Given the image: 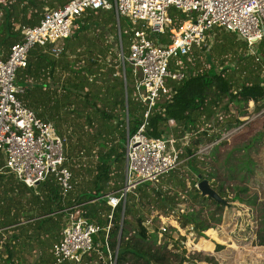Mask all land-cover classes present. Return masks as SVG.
Wrapping results in <instances>:
<instances>
[{
	"label": "trees",
	"instance_id": "16d2710c",
	"mask_svg": "<svg viewBox=\"0 0 264 264\" xmlns=\"http://www.w3.org/2000/svg\"><path fill=\"white\" fill-rule=\"evenodd\" d=\"M52 1L5 0L0 3L2 58L6 57L10 45L20 39L22 25L36 24L45 5L52 8L67 0H57V5ZM173 9L168 10V15L173 19V25L178 26L185 16L170 15ZM118 22L121 49L125 54L120 18ZM115 26L113 9H88L76 17L68 37L45 45H33L28 51L26 65L15 71V83L23 90L16 94L17 98L24 106L31 108L37 117L50 121L57 133L64 137V164L71 172L72 190L77 186V182L81 189L71 200L69 195L72 190L62 198L59 186L51 174L35 188H31L19 181L10 171L1 168L0 264H27L26 253H34L33 264H50L51 245L58 240L65 220L64 213L58 211L74 203H80L81 213L101 226L106 220H101L99 214L105 213L101 214L105 218L111 213L107 244L111 250L116 249V264H126L131 259L134 264H167L169 260L164 245L144 246L147 241L155 244L156 232L147 231L143 225L145 216L142 214L134 217L137 239L134 245L129 244L125 225L128 224L127 216L132 213L133 197L136 194H139L140 199L150 197L154 200L157 197L163 201L165 207H170L180 202L178 191H185L196 201L205 202L217 210V216L210 213V217L214 223L220 221V211L225 204L201 196L194 185L197 180L186 190L182 180L170 179L168 181L180 190L163 195L160 189L158 191L149 187V182L143 181L135 185L134 194L128 195L126 192L123 204L120 201L114 208L106 204L107 194L122 188L121 181L117 180L118 172L116 171L115 176L111 168L123 164V140L127 132H135L142 122L145 109L144 103L129 96L130 71L125 67L123 79L119 48L114 52L113 45L107 41V35L104 33L96 34L93 31L95 38L86 35L87 31L100 27H106L109 34L116 35ZM127 32L128 30L125 34L126 43ZM96 39L102 41L101 45ZM158 40L167 41L163 37ZM207 43L210 44L209 48ZM257 51L262 53L264 60V34L257 43ZM201 56L204 57L205 64L200 65ZM252 57L246 42L235 33L219 27L208 30L205 45L193 48L187 55L180 57V69L185 77L171 83L172 93L169 100L158 101L150 109L145 127L147 135L165 134L168 119H172L175 124L174 136L177 142L183 135L188 134L186 131L194 130L197 134L202 123L212 117L215 104L228 113L229 119L225 122L228 129L241 122L238 116L246 115L249 101L254 104L253 111L258 112L264 107V79L259 75L261 63L258 64L259 60L253 57V64ZM238 78L241 80L234 88ZM131 88L133 89V83ZM231 103L234 105L235 117H231L232 113L227 110ZM220 136L221 134L210 136V141H216ZM177 142V147L183 146L178 153L179 160L182 157L185 163H190L195 169V176L200 174L194 164L197 149L193 148L201 143L200 135L189 137L183 145L180 141ZM74 152L77 155L94 157V161L85 167L88 171V187L83 186L82 173L79 170L74 171L71 166V163L77 164L81 169L82 162L73 157ZM2 162L0 161V166ZM200 175L208 179L210 186H213L208 175ZM213 188L225 199L226 194L221 186ZM244 190L239 188L233 198L242 200L238 194ZM249 202L253 203L252 200ZM178 221L181 227L192 226L200 235L203 230L213 226L201 218L200 211L181 214ZM262 227L264 228V225ZM93 243L94 248L85 252L78 264H104L97 253L94 240Z\"/></svg>",
	"mask_w": 264,
	"mask_h": 264
},
{
	"label": "built area",
	"instance_id": "2783aa9c",
	"mask_svg": "<svg viewBox=\"0 0 264 264\" xmlns=\"http://www.w3.org/2000/svg\"><path fill=\"white\" fill-rule=\"evenodd\" d=\"M170 8L186 15L178 26L173 25L168 15ZM88 9H113L117 24L121 17L130 21L127 52H122L119 39L118 56L123 79L124 69L128 67L134 93L145 104L142 122L135 132H127L123 140L125 184L107 194L106 200L114 208L120 201L124 203L127 190L135 186V179L154 184L179 163L174 136L166 133L149 136L145 127L150 109L159 100H169L171 83L185 77L180 69V57L205 45L206 32L219 27L245 41L248 52L259 60L257 43L264 34V0H67L44 9L36 24L22 25L20 39L10 45L5 58L0 56V153L3 158L0 169H7L31 188L51 174L62 198L72 190L71 172L64 164V137L50 121L37 117L17 98L16 94L23 90L15 83V71L26 65L33 45L68 37L76 17ZM157 35L167 41H159ZM172 121L168 119L167 123ZM179 141L185 144L188 135ZM58 212L64 213L65 220L58 240L51 245L50 264H78L81 256L94 248L93 236L101 232L106 250L102 253L97 249V253L104 264H116V249L111 250L107 244L111 213L101 226L81 213L80 203L64 206ZM180 212H183L181 207ZM143 225L148 232L155 230L160 243L167 230L164 221L153 226L148 218Z\"/></svg>",
	"mask_w": 264,
	"mask_h": 264
},
{
	"label": "rangeland",
	"instance_id": "374dc122",
	"mask_svg": "<svg viewBox=\"0 0 264 264\" xmlns=\"http://www.w3.org/2000/svg\"><path fill=\"white\" fill-rule=\"evenodd\" d=\"M52 2L57 5V0ZM48 7L50 6L45 5L43 10ZM173 14L182 15L183 13L173 9V13L170 15ZM183 15L186 16L185 14ZM120 21L121 36L124 38L123 50L127 52L125 34L126 30L130 29L131 23L127 18L122 17ZM115 28L116 35L109 34V29L106 27L89 30L86 35L89 38H95L93 31L96 34H106L107 41L113 45L112 50L117 52L120 39L118 38L119 22L117 24V20ZM157 37L159 39V35ZM96 40L101 45L102 41L100 39ZM207 46L209 48L210 44L207 43ZM258 55H260V59L257 62L262 65L259 75L263 80L264 60L262 53L258 52ZM252 61L254 64L255 60L253 57ZM201 64H205L203 56L200 57ZM126 69L130 70L128 67ZM240 80L241 78L237 79L234 88L238 86ZM128 83L130 98H137L131 88V76ZM253 107V102L249 101L246 106V115L238 116L241 122L228 129L225 127V122L229 119L227 117L228 113L220 105L215 104L212 117L206 119L197 131V134L200 135L201 143L193 147L197 149L194 160L195 168L201 172L200 174L208 175L213 186H221L226 194L227 205H224L220 211V221L214 223L210 217V213H213L216 217L217 210L215 211L211 205L205 202L196 201L191 194L185 191H178V200L180 202L170 207H165L163 201L157 197L154 200L150 197L140 199L139 194H136L133 197L132 213L127 216L128 224L125 225L129 244L134 245L137 239L135 233L137 226L134 217L142 214L145 216L143 222L149 218L153 226H158L163 221L167 226L160 243H157V240L155 244L151 241L144 242L145 247H153L155 245L162 247L164 245V250L167 251L166 255L169 259L167 264H264V228L262 227L264 225V107L258 112H254ZM227 110L232 113L231 117H235L236 112L232 103L229 104ZM135 116H138V111L135 112ZM217 117L220 119L217 120ZM174 125L173 121L168 122L166 134L174 136V133H176ZM63 133L65 134V131ZM186 133L189 135L188 138L197 135L194 130L186 131ZM217 134H221L220 138L216 141H210V136ZM178 148L180 150L183 146L181 147L180 145ZM73 157L77 161L82 162L81 169L77 164L71 163V166H73L74 171L79 170L82 173V178H80L84 181L83 186L88 187V171L85 167L94 161V157L77 155L76 152H74ZM180 159L174 169L163 174L156 183H149V187L158 191L160 189L162 195L165 193L173 194L180 189L173 186L168 180L178 178L184 182L185 189L189 190L192 183L196 180L198 181V174L195 176V169L192 165L185 163L182 157ZM0 161H3L1 153ZM111 170L115 176L116 171L118 172L117 180L121 181L120 185L123 187L125 184L124 163L117 165V167L114 166V168L112 166ZM134 187H130L127 190L128 195L130 193L134 194ZM239 188L245 189L238 194L242 200L233 198ZM79 189H81V185L77 182V186L73 187L69 195L70 200L75 198L74 195ZM148 192L150 194V190ZM249 200H252L253 203H250ZM180 207L183 212H180ZM191 211H200L201 218H204L206 222L208 221L213 226L203 230L201 235L197 231L190 229L189 226L181 227L178 218L181 217V214ZM101 214L105 213L102 212ZM101 214H99V218L104 220V216H101ZM93 240L96 243V249L104 253L106 247L103 244L102 233L94 235ZM25 257L27 264L34 263V253H26ZM126 264H134V262L131 259Z\"/></svg>",
	"mask_w": 264,
	"mask_h": 264
},
{
	"label": "water",
	"instance_id": "95a60500",
	"mask_svg": "<svg viewBox=\"0 0 264 264\" xmlns=\"http://www.w3.org/2000/svg\"><path fill=\"white\" fill-rule=\"evenodd\" d=\"M197 179H198V181L195 184V187L199 190V193H200L201 196H207V197L213 199L214 201H216L217 203H221V204L227 205L226 199L221 197L215 191V189H213L210 186L209 181L206 178H201V175L198 174L197 175ZM140 182H142V179L141 178H137V179L134 180L133 184L136 185V184H138ZM119 234H120V232H119Z\"/></svg>",
	"mask_w": 264,
	"mask_h": 264
},
{
	"label": "crops",
	"instance_id": "0c3cea01",
	"mask_svg": "<svg viewBox=\"0 0 264 264\" xmlns=\"http://www.w3.org/2000/svg\"><path fill=\"white\" fill-rule=\"evenodd\" d=\"M251 103H252V101H250ZM123 163H124V161H123ZM116 191V190H115ZM112 192H114V191H112ZM111 193V192H110ZM107 199V198H106Z\"/></svg>",
	"mask_w": 264,
	"mask_h": 264
}]
</instances>
